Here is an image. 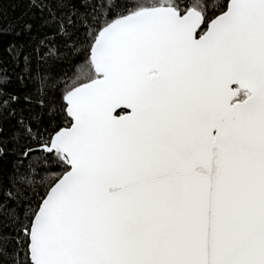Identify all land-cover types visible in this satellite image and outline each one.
Wrapping results in <instances>:
<instances>
[{"label": "snow or ice", "instance_id": "6c2138e0", "mask_svg": "<svg viewBox=\"0 0 264 264\" xmlns=\"http://www.w3.org/2000/svg\"><path fill=\"white\" fill-rule=\"evenodd\" d=\"M0 3V264H264V0Z\"/></svg>", "mask_w": 264, "mask_h": 264}, {"label": "trees", "instance_id": "16d2710c", "mask_svg": "<svg viewBox=\"0 0 264 264\" xmlns=\"http://www.w3.org/2000/svg\"><path fill=\"white\" fill-rule=\"evenodd\" d=\"M3 7L4 19L7 21L10 18L19 17L27 5L24 3H18L16 0H0Z\"/></svg>", "mask_w": 264, "mask_h": 264}]
</instances>
